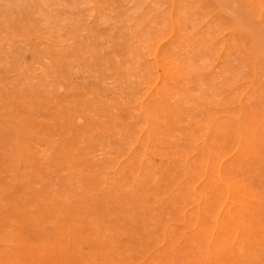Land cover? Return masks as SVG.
<instances>
[{"label":"rangeland","instance_id":"rangeland-1","mask_svg":"<svg viewBox=\"0 0 264 264\" xmlns=\"http://www.w3.org/2000/svg\"><path fill=\"white\" fill-rule=\"evenodd\" d=\"M0 264H264V0H0Z\"/></svg>","mask_w":264,"mask_h":264}]
</instances>
